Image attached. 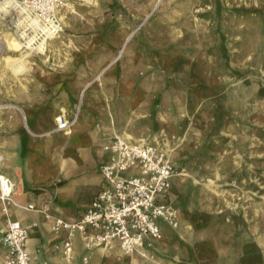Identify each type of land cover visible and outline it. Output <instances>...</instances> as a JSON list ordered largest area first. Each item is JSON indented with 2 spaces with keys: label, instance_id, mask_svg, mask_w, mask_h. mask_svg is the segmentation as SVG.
Returning a JSON list of instances; mask_svg holds the SVG:
<instances>
[{
  "label": "rangeland",
  "instance_id": "obj_1",
  "mask_svg": "<svg viewBox=\"0 0 264 264\" xmlns=\"http://www.w3.org/2000/svg\"><path fill=\"white\" fill-rule=\"evenodd\" d=\"M63 3L64 31L27 61L14 19L0 16V95L13 80L94 79L89 65L109 59L100 84L136 85L138 125L170 144L175 227L189 222L199 235L208 211L229 226L239 254L249 246L264 257V0ZM121 33L131 35L125 45Z\"/></svg>",
  "mask_w": 264,
  "mask_h": 264
},
{
  "label": "crops",
  "instance_id": "obj_2",
  "mask_svg": "<svg viewBox=\"0 0 264 264\" xmlns=\"http://www.w3.org/2000/svg\"><path fill=\"white\" fill-rule=\"evenodd\" d=\"M123 37L125 45L131 35ZM108 61L94 59L89 65L98 74L94 79L13 80L8 88L13 84L14 91L0 95V172L15 185L9 212L29 230L27 248L34 264H264V257L251 254L249 246L239 254L229 226L223 227L208 211L201 214L199 235L192 223L185 222L180 228L160 221L162 237L154 241L153 248L127 253L118 241L88 246L77 233L71 239L72 256L67 257L63 246L68 232L55 231L53 219L27 208L46 204L54 217L77 222L106 185L101 167L110 162L111 153L105 147L117 137L147 141L166 151L175 165L169 142L162 144L159 134L138 125L143 104L136 85L127 93L119 80L100 84ZM31 70L32 64L27 63L23 75ZM10 71L16 77L21 75ZM61 114L67 119L77 115L66 132L53 130ZM171 183L170 197L176 206L175 187L180 186L176 175ZM2 208L0 201V231L7 219ZM181 243L186 250L176 251ZM197 248L198 252L193 250ZM5 255L6 247L0 243V264H4Z\"/></svg>",
  "mask_w": 264,
  "mask_h": 264
},
{
  "label": "built area",
  "instance_id": "obj_3",
  "mask_svg": "<svg viewBox=\"0 0 264 264\" xmlns=\"http://www.w3.org/2000/svg\"><path fill=\"white\" fill-rule=\"evenodd\" d=\"M12 1L10 11L4 15L14 19V33L24 45L30 38H35L36 44L44 40L47 43L64 31L59 13L64 0ZM76 120L77 115L67 119L61 114L53 130L66 132ZM105 150L111 153L110 162L101 167L106 185L77 222L54 217L46 204L27 207L53 219L55 231L68 232L63 246L67 257L72 256L71 239L77 233L88 246H106L118 241L128 252L153 248L154 241L162 237L160 221L173 227L178 224V211L170 197L176 167L166 151L147 141L135 142L124 137H117ZM14 189L13 181L0 172V201L7 216L0 231V243L6 247L4 264H34L27 248L29 230L9 212Z\"/></svg>",
  "mask_w": 264,
  "mask_h": 264
},
{
  "label": "bare ground",
  "instance_id": "obj_4",
  "mask_svg": "<svg viewBox=\"0 0 264 264\" xmlns=\"http://www.w3.org/2000/svg\"><path fill=\"white\" fill-rule=\"evenodd\" d=\"M13 1L12 0H0V16H2V14H7L10 11V7L12 5ZM46 44V41H42L38 44H36L35 42V38H30L27 43H26V50L24 51V57L23 60L27 61V58L33 54L34 51H38L39 53H43L44 52V46ZM85 87L87 88V85H85ZM85 91L86 89H84L82 91V99L85 95ZM130 136V135H129ZM145 142V141H143ZM123 250V249H122ZM124 251V250H123ZM135 251V250H134ZM134 251H125L127 253H131Z\"/></svg>",
  "mask_w": 264,
  "mask_h": 264
}]
</instances>
